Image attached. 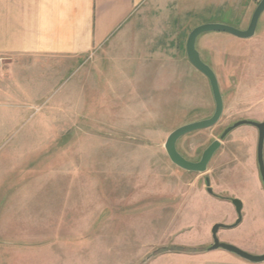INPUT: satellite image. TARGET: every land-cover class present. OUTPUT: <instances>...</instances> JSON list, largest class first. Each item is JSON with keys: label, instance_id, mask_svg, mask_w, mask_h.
Here are the masks:
<instances>
[{"label": "rangeland", "instance_id": "1", "mask_svg": "<svg viewBox=\"0 0 264 264\" xmlns=\"http://www.w3.org/2000/svg\"><path fill=\"white\" fill-rule=\"evenodd\" d=\"M258 2L146 0L136 28L87 57L29 60L9 75L12 60L0 55V264L241 259L207 249L212 225L237 218L233 197L242 220L218 239L264 253L257 128L228 132L204 173L179 168L163 147L171 130L214 110L207 78L186 57L189 31L214 22L244 29ZM195 47L217 76L223 111L177 140L192 161L235 121L264 120V11L252 37L208 31Z\"/></svg>", "mask_w": 264, "mask_h": 264}, {"label": "crops", "instance_id": "2", "mask_svg": "<svg viewBox=\"0 0 264 264\" xmlns=\"http://www.w3.org/2000/svg\"><path fill=\"white\" fill-rule=\"evenodd\" d=\"M145 1L0 0V55L12 60L8 63L9 75L15 72V66L29 60L64 62L89 56L122 32L136 28L137 20L144 15ZM204 250L167 251L196 256ZM208 256L210 264H264L223 252Z\"/></svg>", "mask_w": 264, "mask_h": 264}, {"label": "water", "instance_id": "3", "mask_svg": "<svg viewBox=\"0 0 264 264\" xmlns=\"http://www.w3.org/2000/svg\"><path fill=\"white\" fill-rule=\"evenodd\" d=\"M264 11V0H259L256 7L254 8L249 23L246 28L240 29L224 23H202L193 27L185 40V53L188 61L193 67H195L199 72H201L208 80L212 97L214 100V110L212 114L206 118L190 121L184 123L173 130H171L163 144L164 150L166 152L169 160L178 166L179 168L204 173L207 170L208 164L216 152V150L221 145V139H223L228 132L233 128L241 124H251L257 128V146H256V158L259 169V174L261 177L262 184L264 186V160H263V145H264V120L263 121H254L250 119H240L235 121L232 125L227 126L220 134L219 139H214L211 141L201 152V155L198 160L192 161L183 157L176 148L177 140L186 133L192 132L194 130L205 129L215 125L222 114L223 111V97L220 91L219 83L217 76L213 69L206 64L200 57L198 50L195 47V41L199 34L208 32V31H218L226 32L238 38H250L255 34L257 22L259 16ZM205 183L207 186V191L212 193V189L209 186V179L206 177ZM231 203L233 204L237 218L231 224H226L222 222H216L211 227V237L212 243L207 247L208 250L223 249L230 253H233L240 258L247 260L252 263L264 262V253L262 254H251L241 248L233 245L231 243L222 242L217 237V232L220 228L223 227H234L238 225L242 220V201L238 198H231Z\"/></svg>", "mask_w": 264, "mask_h": 264}, {"label": "trees", "instance_id": "4", "mask_svg": "<svg viewBox=\"0 0 264 264\" xmlns=\"http://www.w3.org/2000/svg\"><path fill=\"white\" fill-rule=\"evenodd\" d=\"M167 250H174V251H178V252H188L186 251L187 249H184L183 247H167V248H164L161 250V252H166ZM203 249H196V250H190L189 252H197V251H201Z\"/></svg>", "mask_w": 264, "mask_h": 264}, {"label": "built area", "instance_id": "5", "mask_svg": "<svg viewBox=\"0 0 264 264\" xmlns=\"http://www.w3.org/2000/svg\"><path fill=\"white\" fill-rule=\"evenodd\" d=\"M1 61H2V59H1ZM1 65H2V62L0 63V67H1ZM1 69V68H0Z\"/></svg>", "mask_w": 264, "mask_h": 264}, {"label": "flooded vegetation", "instance_id": "6", "mask_svg": "<svg viewBox=\"0 0 264 264\" xmlns=\"http://www.w3.org/2000/svg\"><path fill=\"white\" fill-rule=\"evenodd\" d=\"M264 187V186H263Z\"/></svg>", "mask_w": 264, "mask_h": 264}]
</instances>
